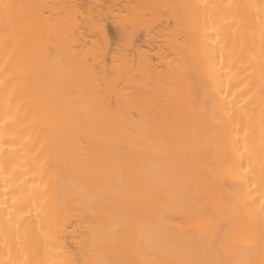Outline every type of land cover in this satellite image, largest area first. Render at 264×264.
Here are the masks:
<instances>
[{
    "label": "bare ground",
    "instance_id": "bare-ground-1",
    "mask_svg": "<svg viewBox=\"0 0 264 264\" xmlns=\"http://www.w3.org/2000/svg\"><path fill=\"white\" fill-rule=\"evenodd\" d=\"M5 2L0 264H264V0Z\"/></svg>",
    "mask_w": 264,
    "mask_h": 264
},
{
    "label": "snow or ice",
    "instance_id": "snow-or-ice-1",
    "mask_svg": "<svg viewBox=\"0 0 264 264\" xmlns=\"http://www.w3.org/2000/svg\"><path fill=\"white\" fill-rule=\"evenodd\" d=\"M13 7V5L6 3L5 0H0V9L4 10L5 12H7L9 9H11ZM228 226V222H223L220 223L219 225H217L216 229H215V233L211 234L213 236L218 235L220 232H223ZM214 243V239L212 241Z\"/></svg>",
    "mask_w": 264,
    "mask_h": 264
}]
</instances>
